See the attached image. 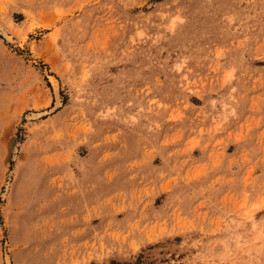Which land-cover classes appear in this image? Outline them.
Instances as JSON below:
<instances>
[{"label":"rangeland","instance_id":"obj_1","mask_svg":"<svg viewBox=\"0 0 264 264\" xmlns=\"http://www.w3.org/2000/svg\"><path fill=\"white\" fill-rule=\"evenodd\" d=\"M0 29V264H264V0H0Z\"/></svg>","mask_w":264,"mask_h":264},{"label":"bare ground","instance_id":"obj_2","mask_svg":"<svg viewBox=\"0 0 264 264\" xmlns=\"http://www.w3.org/2000/svg\"><path fill=\"white\" fill-rule=\"evenodd\" d=\"M0 30H2V29H0ZM59 104V103H58Z\"/></svg>","mask_w":264,"mask_h":264}]
</instances>
